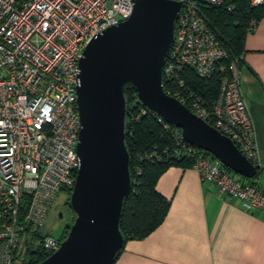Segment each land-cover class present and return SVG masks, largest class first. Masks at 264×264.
Masks as SVG:
<instances>
[{
    "label": "built area",
    "instance_id": "2783aa9c",
    "mask_svg": "<svg viewBox=\"0 0 264 264\" xmlns=\"http://www.w3.org/2000/svg\"><path fill=\"white\" fill-rule=\"evenodd\" d=\"M178 1L175 41L163 70L165 91L228 137L259 171L256 130L241 88L242 58L229 69L221 66L228 52L205 14L209 7L235 9L238 0ZM134 6L135 0H0V264H31V252L53 254L60 247V237L40 229L60 194L71 195L76 184L79 61L88 43L126 21ZM250 6L262 7L264 0H250ZM257 25L251 20L248 30ZM187 70L202 80L218 74L219 94L212 103L188 85ZM133 98L130 122L151 116L172 139V148L162 153H138L134 178L144 162H190L221 195L238 199L247 212L264 214L258 184L239 179L212 154L185 142L179 128L146 108L137 94Z\"/></svg>",
    "mask_w": 264,
    "mask_h": 264
},
{
    "label": "water",
    "instance_id": "95a60500",
    "mask_svg": "<svg viewBox=\"0 0 264 264\" xmlns=\"http://www.w3.org/2000/svg\"><path fill=\"white\" fill-rule=\"evenodd\" d=\"M180 9L178 0H135L126 21L86 46L77 85L79 168L69 201L76 219L58 250L40 264H114L125 246L120 222L132 190L126 145L129 90L179 128L185 142L209 152L236 175L252 179L257 174L228 137L165 91L163 70Z\"/></svg>",
    "mask_w": 264,
    "mask_h": 264
},
{
    "label": "crops",
    "instance_id": "0c3cea01",
    "mask_svg": "<svg viewBox=\"0 0 264 264\" xmlns=\"http://www.w3.org/2000/svg\"><path fill=\"white\" fill-rule=\"evenodd\" d=\"M241 88L262 168L258 178L234 175L264 193V17L245 38ZM156 190L170 202L165 220L148 236L127 241L114 264H264L261 211H245L238 199L221 195L191 168H168Z\"/></svg>",
    "mask_w": 264,
    "mask_h": 264
},
{
    "label": "trees",
    "instance_id": "16d2710c",
    "mask_svg": "<svg viewBox=\"0 0 264 264\" xmlns=\"http://www.w3.org/2000/svg\"><path fill=\"white\" fill-rule=\"evenodd\" d=\"M205 14L211 21L213 29L218 32L222 46L228 52V58L221 63V66L229 69L233 61L242 58L245 38L249 31V22L254 19L258 23L264 17V6L254 8L250 6V0H238L235 9L209 7L205 9ZM240 66H242V59ZM185 79L188 85L200 93L207 102L212 103L217 98L220 87L218 74L210 80H202L193 71L187 70ZM135 95L136 92L133 90L127 92L126 145L131 159L130 173L132 178H134L133 166L136 164L138 153L144 154L154 151L162 153L166 148H172V139L157 119L144 116L138 122H130L132 115L130 106ZM137 113V111H133L134 116H137ZM139 166L141 174L137 175L132 182V190L125 201L120 222L125 244L127 241L139 240L148 236L165 220L170 209V202L156 190L157 182L162 174L170 167L190 168L191 165L190 162L175 161L171 163L144 162ZM258 176L259 171L255 178ZM65 238L66 236L61 234V241H64ZM50 255L52 254L43 250L31 252V264H40Z\"/></svg>",
    "mask_w": 264,
    "mask_h": 264
},
{
    "label": "rangeland",
    "instance_id": "374dc122",
    "mask_svg": "<svg viewBox=\"0 0 264 264\" xmlns=\"http://www.w3.org/2000/svg\"><path fill=\"white\" fill-rule=\"evenodd\" d=\"M70 194L62 193L57 198L51 212L49 213L44 227L40 229V233L43 235H50L55 238H59L62 234L67 237L71 225H73L76 215L66 208L65 203L70 201ZM63 213V221L59 220L58 214ZM39 245V241L36 243V248Z\"/></svg>",
    "mask_w": 264,
    "mask_h": 264
},
{
    "label": "flooded vegetation",
    "instance_id": "af4514ba",
    "mask_svg": "<svg viewBox=\"0 0 264 264\" xmlns=\"http://www.w3.org/2000/svg\"><path fill=\"white\" fill-rule=\"evenodd\" d=\"M65 206H66V208H68V210H69L70 212L72 211L71 208H70L69 201H67V202L65 203ZM58 217H59V220H60V221H63V219H64V215H63V213H59V214H58Z\"/></svg>",
    "mask_w": 264,
    "mask_h": 264
}]
</instances>
